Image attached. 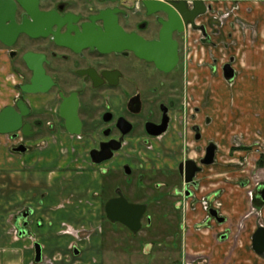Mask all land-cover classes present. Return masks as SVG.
Instances as JSON below:
<instances>
[{"label":"flooded vegetation","instance_id":"flooded-vegetation-1","mask_svg":"<svg viewBox=\"0 0 264 264\" xmlns=\"http://www.w3.org/2000/svg\"><path fill=\"white\" fill-rule=\"evenodd\" d=\"M52 1L40 0V11H57L62 16L74 14L72 28H76L78 33L68 32L67 26L62 27L58 33L60 43L52 33L34 37L20 32L13 40L8 38L4 41L0 38V56L10 62L12 72H23V82L19 86L20 95L9 106L17 107V101L23 99L30 108L29 115L24 117V124L32 126V134L25 136L22 131L17 135L7 134L14 141H19L14 149L25 146L28 152L29 147L24 142L34 136L44 134L48 139L62 135L75 144L84 142L87 149L85 151L88 152L85 160L93 168L101 167L102 179L122 171L126 180H134L137 170L128 160L122 161L126 153L138 151L140 147L143 150L156 151L159 157H164L165 162L161 166L144 167L147 172L139 177L142 189L147 187L143 180H166L154 185L158 191V196L154 198L156 201L160 202L164 198L179 200L173 203L176 210L185 209L186 200L187 208L190 203L193 207L196 202L194 209L200 205L209 218L217 220L211 215L212 209L217 210L219 216L223 217L222 203L218 198L211 200L207 196L199 197L197 193L201 189L197 180H202L200 175L206 172V168L217 163L219 153L217 140L205 135L212 123L205 110L212 102L215 86L194 81L191 72L195 70V63L198 70L203 68L202 70L210 73L219 71L217 58H213L211 52L220 46L219 50L226 56L227 43L222 40V30L231 18L241 23L237 15L239 11L235 13L234 8L226 9L225 0H165L171 7L170 2H183L187 17L178 20L175 15L171 17L163 11L151 12L144 0ZM8 2L15 3L16 26L35 30L31 14L16 0ZM105 9L118 10L116 25L123 30V33H110L108 46L112 49L108 51L99 48L107 40L102 34L104 24L96 18ZM109 25H114L110 19ZM55 31L57 27H53V32ZM6 33L7 30L3 29V34ZM7 42H11L10 45ZM124 44L129 47H119ZM27 54L39 55L35 58L36 67L42 73L39 75L44 77L40 88H46L45 92L27 93L22 90V86L32 83L36 75L35 70L24 60ZM206 56L209 60H206ZM233 61L234 59L231 63L223 64L222 71L216 78L232 82L237 77ZM157 62L165 69H161ZM229 64L235 71L232 80L227 79L225 72ZM196 89L204 93L202 108L195 105ZM26 95H40L45 97V101L35 105L26 99ZM218 99L223 100V97ZM156 142L158 147L155 148L153 144ZM169 142L173 144L172 153L167 152L169 150L162 151L163 146ZM197 143H205L203 152L197 153ZM212 145L216 147L215 161L207 165L203 162ZM116 147L119 149L114 151L111 159L102 163L93 161V152L96 158L101 159L106 156L107 151ZM72 148L76 151L73 145ZM193 172L194 182L187 183L186 180ZM173 180H179V183L171 185ZM105 189L103 186L101 192ZM120 192L129 203L146 206L142 226L137 232L121 222L111 221L107 215V203L119 198ZM128 198L118 187L115 196L104 202L108 220L112 224L123 225L134 235L144 229L145 217L146 227L152 228L154 220L148 218L150 202H133ZM182 226H178L179 231ZM178 247L180 245L177 243L172 248L176 250ZM188 258L187 260L197 264H202L201 260L209 264L203 257L194 258L188 255Z\"/></svg>","mask_w":264,"mask_h":264},{"label":"crops","instance_id":"crops-1","mask_svg":"<svg viewBox=\"0 0 264 264\" xmlns=\"http://www.w3.org/2000/svg\"><path fill=\"white\" fill-rule=\"evenodd\" d=\"M252 30L255 32L251 38H258L255 50L251 45L233 50L237 71L247 74V77L240 78L239 88L243 93L237 94L234 104L237 100L246 104L254 95L248 93L250 90L264 88L263 4L255 5ZM236 35L238 33L235 34L238 38ZM234 45L237 44L234 42ZM258 98L259 93L255 92V101L248 102L252 103V108L254 102H259ZM217 101L227 107L233 103L228 96ZM221 119L226 130L220 138L228 144L233 133L228 122L234 120L227 111ZM61 137L57 135L49 139L57 143ZM67 150L52 145L31 158L30 151L10 153L4 146L0 147V264L100 263L102 243L96 196L100 191V178L95 170L80 174L87 175L88 180H78L76 169L94 168L84 159L80 160L81 164L75 160L67 162ZM68 168L73 169L70 174ZM217 169V163L209 168L206 180L210 182L198 195L211 200L218 198L225 221L209 218L199 205L200 212H191L182 226V251L187 256L203 257L209 264H264V257L253 247L255 233L264 227V199L258 195L256 200L260 202L255 205V186L252 188L237 175L235 182L229 183L227 173ZM37 244L42 247L41 261H37ZM173 263L179 264L178 261L168 264Z\"/></svg>","mask_w":264,"mask_h":264},{"label":"rangeland","instance_id":"rangeland-1","mask_svg":"<svg viewBox=\"0 0 264 264\" xmlns=\"http://www.w3.org/2000/svg\"><path fill=\"white\" fill-rule=\"evenodd\" d=\"M52 2H54V0ZM225 4L226 9L234 8L235 13L239 11L237 15L241 23H238V21L231 18L228 20L227 26L222 30V40H225L227 43L225 57L219 50L221 49L220 46H218L216 50L214 48L211 52L212 57L217 58L219 71L210 73L207 72V70H202L203 68L198 70V65L195 63L193 66L195 70L194 72H191V76L193 80L195 79L194 81H203L206 84L211 83L212 86H215V91L212 94V102L205 110L207 116L212 119V123L208 126L205 135H208V137L211 136V138L217 140L216 144L219 147L217 171L227 173L226 177H228L227 180H229V183L235 182L236 179H234V177L237 175L238 177H241L242 180L249 183L252 188L255 186L254 195L256 205L260 202L256 200L257 196L260 195L258 188L260 187L261 189V187H264V88L260 87L258 90H250L248 93L254 95L251 97L249 96L250 98L247 100L246 104H243V101L241 100H237L234 104L233 100L235 97L237 99V94L240 92L243 93V89L239 88L241 84L240 78L247 77V74L237 71V64L234 62L235 58L233 57V50L240 46H245L247 48L250 45L253 46L255 50L258 38L255 40L251 38L253 32H255L252 30L253 25H255V5H264V0H225ZM232 23H235V25L233 26ZM236 33H238V35H236L239 36L238 38L235 37ZM217 42L220 43L219 40H217ZM234 42L237 45H234ZM248 42L251 43L248 44ZM261 50L262 53H264V45ZM232 59H234L233 64L237 77L232 82H225L223 79L219 80L218 77L216 78V76L222 71L223 64L231 63ZM206 60H209L208 56H206ZM18 72L20 71L16 70V72H12L10 62L0 56V111L6 106L13 105L20 95L19 86L20 83L23 82V72ZM200 91L202 90L196 89L195 105L202 108L204 93ZM255 92L259 93V102L256 101V104L254 102L252 108V103L250 102L249 104L248 102L250 100L255 101ZM227 93V96L231 98V102H233L231 105L229 104V107L224 103L217 101L219 100V97H223V99L226 98ZM245 94H247V92H245ZM26 99L32 101L35 105L36 103L41 104L45 101V97L40 95H26ZM226 111L231 113V119L234 120L228 122V126L232 128L233 132L231 138L228 139V144L221 141L220 138V134L224 133L226 130L225 122L221 119ZM49 138L50 137L47 139L43 134L25 140L24 143L29 147V151L32 155L31 158L41 154L39 153L40 150L47 149L54 145L61 150L68 149L67 162L75 160V162L81 164V159H87L88 152L85 151L87 149L84 147V142L76 143V146L75 143L68 140L69 138L67 139L63 136L57 143H53V140ZM169 141H171V139H169ZM18 144L19 141H14L12 136L0 134V147L4 146L10 153H14V147ZM72 145L76 148V151L72 148ZM172 145V142L165 144L162 151L169 150L167 152L172 153ZM153 146H155V148L156 146L158 147V143H154ZM167 146L169 147L167 148ZM204 147L205 143H197V153L203 152ZM131 149L133 150L134 148L131 147ZM140 149L142 148L140 147ZM140 149H138V151L131 150L132 152L126 153L125 156L122 155L124 156L122 157V161L128 160V162L134 164L137 168L133 176L134 180H126L127 178L122 171H118L115 176H104V179H102V174L100 173L101 167H94V170H75V175L79 174L77 175L79 177L78 180H88L87 175L84 176L80 174H88L95 170L98 172L97 176L100 178L98 179L100 180V191L98 192L99 194L96 195L98 198V218L102 243L99 254V264H168L174 261H178L179 264H187V259L189 258L186 256V252L184 253L182 251L183 235L182 230H178V226L185 224V221L188 219L191 212L193 213L195 211L199 213V210L201 209L198 207L197 209H194L196 202L195 204L193 203V207H191L192 203H190L189 208H187V200L184 202V205L186 206L185 209L181 208L180 210L173 208V203L179 200L164 198L160 202L156 201L154 198L158 196V191L155 190L154 185L159 181L166 180H143L147 187L142 189L140 185L142 182L139 180V177L144 172H147L144 170V167L155 165L161 166L165 162V159L162 156L159 157V154L156 151H151L149 149H142L141 151ZM64 153L65 152L63 151V159L66 156ZM261 160L262 165L260 164ZM104 167L107 168V165ZM221 167H223V169H221ZM65 170L67 171V169ZM70 170L73 169L68 168V173ZM208 174L209 168H206V172L200 175V177H207ZM64 177H66V175ZM47 178L48 177L46 176L45 180H47ZM203 178L202 180H197L201 187L200 190L210 182V180H203ZM240 179L238 178V180ZM175 182L179 183V180H173L171 185ZM103 186L106 189L101 192ZM118 187L123 190L125 196L130 198H128L130 201L140 203L150 202L148 218L154 220L152 228L149 229L146 227L147 218L145 217L143 220L145 225L144 229L140 233L134 235L123 225L112 224L108 220L105 213L104 202L115 196V191ZM200 190H198L197 193H199ZM196 201L198 203V199ZM259 220L262 222L260 216ZM178 231L179 233L177 234ZM177 243L180 247L174 250L172 247ZM177 250L179 251L177 252ZM189 256L193 257L191 254ZM201 263L207 264L204 260H201Z\"/></svg>","mask_w":264,"mask_h":264},{"label":"water","instance_id":"water-1","mask_svg":"<svg viewBox=\"0 0 264 264\" xmlns=\"http://www.w3.org/2000/svg\"><path fill=\"white\" fill-rule=\"evenodd\" d=\"M165 0H144V4L151 12H159L163 11L167 14L175 15L176 18H186V9L183 6V2H170L172 7L164 2ZM25 10L31 14L35 27V30L30 29L26 26L18 27L14 22V13H15V3L8 2V0H0V38L4 41L9 39H15V37L20 33H28L34 37H38L41 35H49L53 34L56 41H59V31L62 27L67 26L68 32H77L76 28H72L74 14L60 15L57 11L51 12H41L39 9L40 0H16ZM117 9H105L102 10L101 13L96 17L101 20L104 24V33L103 38L107 40L104 41L103 44L99 45V48L103 51H108V49H112V47L108 46V41L110 40V33H123V30L120 29L117 23ZM199 12H197L198 14ZM196 16V15H195ZM194 16V17H195ZM109 19L113 21V26L109 25ZM10 23V24H7ZM53 27H57V31L53 32ZM3 29L7 30L6 34H3ZM42 29L41 31H38ZM47 31L45 32L44 30ZM52 31V32H51ZM86 31V30H85ZM118 41V38L116 39ZM9 45L11 42H7ZM120 48H127L128 45H121ZM39 55L36 54H27L24 57V60L28 64V66L35 70L36 75L32 80V83L22 86V90L27 93H39L45 92L46 88H40V85L44 83V77L40 72V69L36 67V60ZM158 66L161 69H165L157 62ZM226 77L228 80H232L235 77V71L232 66L229 64L225 68ZM17 107L8 106L4 108L0 112V134H14L17 135L19 131H22L25 136H29L32 134L31 128L32 126L29 124H24V117L28 116L30 113L29 105L23 100L19 99L16 103ZM63 112V110H62ZM68 126L70 124L68 123ZM119 147L112 148L109 152H106V156L104 158L98 159L95 157L94 152L92 153L93 161L95 163H102L106 160H109L113 157V153L115 150H118ZM15 152L25 153L27 148L25 146H20L14 149ZM97 152V151H96ZM110 153V154H109ZM216 155V147L212 145L208 149V154L206 160L203 162L204 164H213L215 161ZM195 176V172L189 175V178L186 180L187 183L194 182L193 178ZM260 195L264 199V188L261 190ZM146 211L145 205L140 204H132L129 203L128 200L124 197L123 193L120 192V197L110 200L106 205V212L109 219L113 222H121L128 226L133 232H137L140 230L142 226V218ZM211 215L217 219L218 222H224L225 218L219 216L217 210L212 209ZM253 247L257 254L264 257V227L261 226L254 235L253 238ZM37 250V261H41L42 258V247L41 245H36Z\"/></svg>","mask_w":264,"mask_h":264},{"label":"built area","instance_id":"built-area-1","mask_svg":"<svg viewBox=\"0 0 264 264\" xmlns=\"http://www.w3.org/2000/svg\"><path fill=\"white\" fill-rule=\"evenodd\" d=\"M187 264H197V263L187 260Z\"/></svg>","mask_w":264,"mask_h":264},{"label":"trees","instance_id":"trees-1","mask_svg":"<svg viewBox=\"0 0 264 264\" xmlns=\"http://www.w3.org/2000/svg\"><path fill=\"white\" fill-rule=\"evenodd\" d=\"M260 164L262 165V160L260 161Z\"/></svg>","mask_w":264,"mask_h":264}]
</instances>
